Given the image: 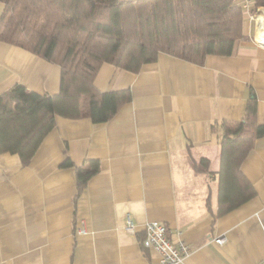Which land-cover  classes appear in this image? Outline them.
I'll use <instances>...</instances> for the list:
<instances>
[{
    "label": "crops",
    "instance_id": "1",
    "mask_svg": "<svg viewBox=\"0 0 264 264\" xmlns=\"http://www.w3.org/2000/svg\"><path fill=\"white\" fill-rule=\"evenodd\" d=\"M3 9L0 1V16ZM256 33L245 11L244 37L230 55L209 54L199 65L162 52L138 72L103 62L95 85L131 92L110 119L57 115L29 163L0 153V264H160L141 243L152 220L190 243L179 264H264V136L241 164L254 196L218 213L222 121L241 120L255 95L264 123V45ZM60 81L59 64L0 41V93L22 83L55 94ZM201 157L208 171L195 170ZM67 158L78 166L99 161L79 195ZM127 215L135 237L124 231Z\"/></svg>",
    "mask_w": 264,
    "mask_h": 264
},
{
    "label": "trees",
    "instance_id": "2",
    "mask_svg": "<svg viewBox=\"0 0 264 264\" xmlns=\"http://www.w3.org/2000/svg\"><path fill=\"white\" fill-rule=\"evenodd\" d=\"M0 41L24 47L61 67L58 93L15 83L0 93V153L27 164L57 115L102 123L131 98L126 89L102 91L94 83L103 62L138 72L166 52L202 65L209 54L230 55L244 37L245 10L238 0H0ZM264 5V0H254ZM217 170L219 214L255 194L241 164L264 136L257 99L248 98L241 120H223ZM213 128L215 126L213 125ZM210 160H194L208 171ZM74 166L77 193L99 171V161Z\"/></svg>",
    "mask_w": 264,
    "mask_h": 264
},
{
    "label": "built area",
    "instance_id": "3",
    "mask_svg": "<svg viewBox=\"0 0 264 264\" xmlns=\"http://www.w3.org/2000/svg\"><path fill=\"white\" fill-rule=\"evenodd\" d=\"M245 11L248 12L249 18L256 23L257 33L254 40L264 45V5H255L254 0H238ZM137 223L134 219L127 215L124 224V231L130 236H137ZM81 233H85L86 229L81 228ZM141 243L145 248L152 249L158 253V261L160 264H179L185 257L191 253V245L185 239L179 238L174 240L169 233V227L166 223L152 220L145 224L143 229ZM225 240L224 236H219L215 241L219 244Z\"/></svg>",
    "mask_w": 264,
    "mask_h": 264
},
{
    "label": "rangeland",
    "instance_id": "4",
    "mask_svg": "<svg viewBox=\"0 0 264 264\" xmlns=\"http://www.w3.org/2000/svg\"><path fill=\"white\" fill-rule=\"evenodd\" d=\"M218 162H219V158H218ZM218 162H217V160L216 159H213V161H212V164H211V167L210 168H214L215 166H218Z\"/></svg>",
    "mask_w": 264,
    "mask_h": 264
}]
</instances>
